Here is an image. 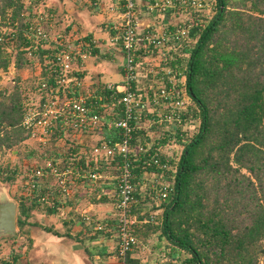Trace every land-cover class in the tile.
I'll return each instance as SVG.
<instances>
[{"label": "trees", "instance_id": "1", "mask_svg": "<svg viewBox=\"0 0 264 264\" xmlns=\"http://www.w3.org/2000/svg\"><path fill=\"white\" fill-rule=\"evenodd\" d=\"M232 1L213 0L215 9L211 15L190 12L184 19L185 24L192 23L187 43L168 50L167 60L158 61L160 67L167 65L185 71V86L192 100L189 118L193 119L189 122L198 119L180 152L174 148L176 155L170 156L166 173L167 177L174 176V189L161 203L160 220L145 224L151 230H159V235L171 244L170 249L165 244L167 249L162 253L167 256L162 259L167 264H264V257L260 258L264 252V0H251L250 4L245 0ZM47 9L51 12L49 5ZM31 14V6L22 0H0L1 70L7 71L10 63L7 36L17 38L14 65L21 66L27 59L24 52L34 44V36L27 30ZM7 25L11 31L1 29ZM49 46L38 48L43 68L31 89L38 90L41 80L53 83L55 72L51 64H45V53L48 59L58 47L52 42ZM141 50L136 60L143 57ZM187 52L185 67L182 61ZM18 79L15 76V86L9 92L0 90V151L4 158L0 178L6 181H12L16 173H6L5 155L11 147L26 143L27 136L21 122L30 95L25 91L28 87L19 85ZM94 85L97 92L109 94L106 84ZM118 108L116 104L115 109ZM113 116L117 118L119 112ZM102 128L105 138H119L117 128L106 124ZM159 128L157 124L149 127L152 131ZM149 131L140 130L136 142L153 141L155 136H161L163 142L167 140V133L161 129L153 137ZM59 135L55 130L54 138ZM154 149L150 146L147 152ZM164 158L162 155L161 159ZM114 165L115 160H110L94 168L109 170L114 175ZM147 168L150 167L145 168L141 159L134 161L135 184ZM57 186L46 180L31 194L24 193L27 196L17 202L19 228L26 226L28 233L29 225L41 226L31 220L33 212L47 214L56 207V202L52 205L56 195H68L58 192ZM135 195L138 197L137 188ZM42 196L45 198L41 199ZM156 207L158 204L150 197H139L133 210L138 218L148 219ZM74 222L71 221L70 228ZM43 228L47 230V226ZM70 228L66 229L67 235ZM133 233L136 234L134 227ZM130 251L126 263L141 264L140 258L131 256ZM15 254L13 262L18 257ZM5 264L11 263L6 260Z\"/></svg>", "mask_w": 264, "mask_h": 264}, {"label": "built area", "instance_id": "2", "mask_svg": "<svg viewBox=\"0 0 264 264\" xmlns=\"http://www.w3.org/2000/svg\"><path fill=\"white\" fill-rule=\"evenodd\" d=\"M22 1L31 6L32 14L27 30L34 36V44L30 52L33 48H47L49 42H53L58 49L48 59L45 53V64H51V70L55 72L53 83L41 80L36 95L28 99L21 123L26 129L27 139L41 146L51 142L57 144L59 141L64 148L58 149L57 153L55 150L47 152V158L41 163L30 164L24 172L26 193L31 194L39 186H44L46 180L49 184L58 185V192L68 193L84 178L94 181L104 176L102 171L94 168L95 165L115 160V218L112 224L96 222L95 227L105 231L115 228V255L118 264H127V252L137 244L133 233V224L137 218L133 208L139 197L135 195L136 184L133 181L134 161L141 159L145 168L150 167L143 170L145 174L142 176V184L146 193L156 204H160L174 189V176L167 177L166 173L170 169L171 154L176 155L173 149L179 151L192 128L198 124L197 118L189 122L193 119L189 118L192 100L185 86L183 70L167 65L159 66L161 73L155 75L159 76L160 82L148 85L151 77L147 76L144 85L140 86L143 81L139 78L140 61L136 57L140 56V48L148 53L155 48V55L160 61L167 60L165 54L168 50H174L179 44L188 41L192 23H184L186 16L190 12L212 13L214 2L150 0L141 10L153 17L143 20L139 17L140 10L135 0H124L114 36L120 42L124 56L121 81L107 82L106 88L110 92L106 94L95 89H85L89 84L85 83L80 74V62L92 53L90 42L52 32L53 14L47 8L39 9L46 1ZM148 72L153 73L149 68ZM33 96L35 101H31ZM116 104H119V108L114 113L119 112V116L103 120L101 111L109 106L115 107ZM103 124L117 128L119 138L112 140L102 135L91 143L82 138L83 135L101 131ZM153 124L167 133V140L163 142L161 136H155L153 141L136 142L139 131H149ZM55 130L60 132L56 139ZM150 146L155 149L147 152ZM162 155L164 160L161 159ZM3 159L0 151V171ZM44 198L42 196L41 199ZM153 217L150 215L149 219ZM83 218L88 222L93 219L86 213H83Z\"/></svg>", "mask_w": 264, "mask_h": 264}, {"label": "crops", "instance_id": "3", "mask_svg": "<svg viewBox=\"0 0 264 264\" xmlns=\"http://www.w3.org/2000/svg\"><path fill=\"white\" fill-rule=\"evenodd\" d=\"M148 1L150 0H135L140 10L139 17L143 20L152 19L153 17L152 14H147L144 10H141ZM48 4L51 7L54 23L59 26V29H57L53 23L52 32L73 39L79 38L91 44V55L80 62V74L83 76L85 83L92 84L91 86L94 82L119 83L124 56L120 42L115 40L114 36L118 29L124 0H49ZM82 8H86L84 12ZM80 13L82 15H78ZM61 25H64L62 30ZM143 51L142 49L143 59L139 62V70H141L139 73L142 72L141 76L146 80L147 76L151 75L148 68L152 69L154 75L161 73L160 68L152 64L158 63L160 59L155 55V52ZM143 61L147 62L143 63ZM112 68L115 72H112ZM158 75L155 79L157 84L160 82ZM102 134L101 131H98L83 135L82 138L91 143L102 137ZM60 148L64 149L61 146ZM109 172V170L102 171L104 176L94 181L84 178L83 183L73 186L68 195L55 196L52 205L56 202V207L52 211H47V214L44 213L43 217L44 221L47 222V224H44L47 226V253H50L47 256V264H118V258L115 255L117 244L115 228L112 227L111 230L105 231L95 227L96 222L111 224L115 218L116 184L114 175ZM144 174H141V176L144 177ZM143 177L137 182L135 188H137L138 197L148 198L150 196L146 193L147 190L142 184ZM88 194L91 196L88 197ZM72 196L75 197L74 202L71 200ZM80 198V204L84 205L85 203V205L80 209L74 208L75 203ZM151 200L153 199L151 198ZM153 202L155 203L154 200ZM161 203L158 204L156 209L150 211L148 217L154 215L152 220L149 218V220L140 219L135 212L137 220L133 227L136 231L137 244L130 251V255L139 257L141 264H167L160 263L157 255L151 254L152 243L141 237V234H147L155 242L153 246L159 245L157 242L162 239L159 237L160 231L157 229L155 231L151 230L145 224L147 221H155L161 218L163 210ZM155 205L157 204L155 203ZM83 211L90 214L93 218L92 222H88L83 218ZM37 212L41 211H35L34 213ZM71 221L75 222L70 228ZM68 228H70L69 235L66 232ZM74 241L78 243L75 248H72ZM157 253L160 254L163 251L159 248Z\"/></svg>", "mask_w": 264, "mask_h": 264}, {"label": "rangeland", "instance_id": "4", "mask_svg": "<svg viewBox=\"0 0 264 264\" xmlns=\"http://www.w3.org/2000/svg\"><path fill=\"white\" fill-rule=\"evenodd\" d=\"M235 0H233L231 3H233ZM47 3H44V5L42 7H39L40 10L46 9L47 8V4L49 3V0H46ZM245 2H247V4H250L251 0H245ZM49 5V4H48ZM249 7V5L247 6ZM84 9L83 12L85 11L86 8H82ZM63 11V10H62ZM213 12V11H212ZM82 13V12H81ZM78 14V15H82V14ZM71 14V13H70ZM207 15H211V12L208 13H204ZM201 14V18L204 17ZM228 23V22H227ZM229 25V23L227 24ZM55 28L59 29V26L57 24L54 23ZM62 27H64V25H61V30L63 29ZM2 30H9L11 31V27L9 25L7 26H2L1 27ZM8 40V46L6 48V50L9 53V58H10V63H9V67L7 71H3L0 69V90H4V93L9 92V90H11L12 88H14V79L15 76H18L19 79L17 80V82L19 83V85L24 86V87H28L25 89V91H27V93L32 96L33 94L36 95V91L37 89H31L32 87H34V85L32 86L33 83H35V81L38 79V77L40 76V68L42 66L41 62H40V58H39V54H38V49L37 48H33L30 52V48L28 50H26L24 52L25 57L27 58L24 63L22 62L23 65L16 67L13 63L14 61V55L17 52L16 49V42H17V38L13 37H6ZM29 47V46H28ZM27 47V48H28ZM188 52L186 53L184 60L182 61V66L185 65L186 67V59H188L187 57ZM141 59H143L142 55H141ZM140 61V60H138ZM147 61H143V63H145ZM154 66L159 67V63H152ZM140 68V67H139ZM138 68V69H139ZM186 70V69H185ZM141 71V70H138ZM112 72H115V70L112 68ZM185 72V71H184ZM142 74V72H141ZM141 74L139 73V78L142 79L143 82H140V86L144 85V78L141 76ZM148 77H151V82L148 83V85L150 84H157L155 83V79H156V75H154V73H151V75ZM14 78V79H13ZM16 82V83H17ZM92 84H89L88 87H86L85 89L88 88V90L94 89V86H91ZM147 85V84H146ZM85 87V86H84ZM31 89V90H28ZM96 90V88H95ZM35 96H33L31 101H35ZM117 109H115V107L113 106H109L105 109H103L101 111L102 114V119L103 120H108L111 117H114L113 115L116 113H114V111H116ZM106 117H108L107 119H105ZM108 125L106 124V127ZM103 130V128H102ZM101 130V134L102 132H104V130ZM150 130V129H149ZM160 128L156 131V130H150V137H153L154 134H158ZM104 135V133L102 134ZM26 143H23L22 145H15L14 147H11V149L8 151V153L5 155V161H7L8 164V170L6 169V173H11L12 171H14L16 173L14 179L12 181H6L3 180L2 178H0V200H4V199H9V200H14L16 203L19 201V199L23 196H27L25 194H27V189L25 186V180H24V172L26 170H28L30 164H38L41 163V161L43 162L45 160V158H47V152H52L55 150V152H58L61 148H60V144L59 141L57 142V144H55V142H51L49 144L46 145H40L39 143H37L34 140H30L27 139L25 140ZM172 144V143H171ZM62 147V146H61ZM167 151H170L171 149H166ZM46 151V152H45ZM52 155V154H50ZM79 183H83L82 181H79L77 184ZM82 186V185H80ZM92 186V185H90ZM82 188V187H80ZM25 193V194H24ZM91 195L88 194V197H90ZM47 199V198H46ZM45 199V200H46ZM45 200H42V202H45ZM71 200H73V202L75 201V197L72 196ZM85 202V201H84ZM81 203V198L79 201H77L75 203V207L74 208H78L80 209L81 207H83L85 205L80 204ZM147 205L149 206V200L147 199L146 201ZM73 204V203H72ZM35 212V211H34ZM31 217V220H35L36 222H38L39 224H41V226H28V228L30 230H32V232H30L29 230V234L26 233L25 229L26 226L24 228H19V225H17V220H16V226H15V230L13 233H0V264H5L4 262L7 260L9 261L11 264H47V256L50 255V253H47V230H45L43 228V226H45V224H47V222L44 221V213L45 212H37L34 213ZM83 213L88 214L86 211L82 212V216ZM17 215H19V208L17 207V213H16V219H17ZM90 215V214H88ZM160 220V219H158ZM45 223V224H44ZM161 235V234H160ZM159 235L160 238H162L160 240V244L158 246H153L154 245V241L151 239V237H146V240L149 241L150 243H152V248L151 254L153 255H157L158 261L160 263L164 262L161 260L166 258L167 256L165 254H158L157 253V249H161L163 251L164 248H166L165 244H167V248H171V244L167 243V240L163 237H161ZM40 236V237H38ZM78 242L74 241V244H72V248L76 247V244ZM79 245V244H78ZM262 246L264 247V243H262ZM146 247V246H145ZM166 248V249H167ZM80 249H81V245H80ZM85 253H87L85 250H83ZM15 253H18V257L16 258V260L11 261L12 255H16ZM182 253H180V257ZM172 257V256H171ZM264 257V252L260 254V258L262 259ZM179 260V259H178ZM180 261V260H179ZM178 261V262H179Z\"/></svg>", "mask_w": 264, "mask_h": 264}, {"label": "water", "instance_id": "5", "mask_svg": "<svg viewBox=\"0 0 264 264\" xmlns=\"http://www.w3.org/2000/svg\"><path fill=\"white\" fill-rule=\"evenodd\" d=\"M262 119L264 121V95L262 98ZM16 226V202L0 200V233H13Z\"/></svg>", "mask_w": 264, "mask_h": 264}]
</instances>
